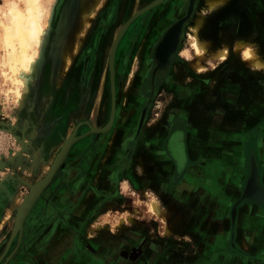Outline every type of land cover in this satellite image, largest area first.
<instances>
[{
	"label": "crops",
	"instance_id": "obj_1",
	"mask_svg": "<svg viewBox=\"0 0 264 264\" xmlns=\"http://www.w3.org/2000/svg\"><path fill=\"white\" fill-rule=\"evenodd\" d=\"M232 2L235 7L229 15L216 14L214 19L200 16L206 23L199 29L206 47L198 56L220 63L230 58L229 68L210 76L211 82L189 77L192 82L177 87L166 80L159 91L173 94L171 104L158 124L149 128L150 136L143 139L139 151L137 140L134 142L126 158L129 165L122 171L127 181L121 184L126 183L128 189L130 182L150 189L161 211L158 217L170 233L151 238L137 222H125L126 231L94 229L100 219L95 218L97 211L112 207L122 194L100 185L113 178L108 170L119 154L114 147L118 138L110 144L112 137L108 142L102 137L99 167L94 169L93 159L89 164L92 169L73 181L69 192L62 190L55 199L50 198L53 216L24 223L21 236L12 242L10 235L0 238L4 243L0 255H8L3 264H127L125 258L132 259V264H264V70L249 66L245 59V52L251 50L264 61V39L255 38L261 27L246 20L254 17L248 10L261 13L264 20V5L262 0L263 8L255 5L256 0H226L210 14ZM219 33L238 37L234 56L227 42L213 48ZM221 51L227 52L224 58L217 57ZM119 107L121 117L127 112L121 102ZM172 130L182 138L184 163L179 168L165 150ZM253 142L255 149L250 145ZM122 145L121 156H126L124 139ZM252 164L258 171L255 186L249 184ZM140 169L144 176L139 179ZM95 177L96 189L89 186L90 180L95 184ZM106 194L109 200L94 205L95 196ZM63 195L65 200L60 203ZM118 224L124 227V221Z\"/></svg>",
	"mask_w": 264,
	"mask_h": 264
},
{
	"label": "rangeland",
	"instance_id": "obj_2",
	"mask_svg": "<svg viewBox=\"0 0 264 264\" xmlns=\"http://www.w3.org/2000/svg\"><path fill=\"white\" fill-rule=\"evenodd\" d=\"M5 1L8 2L9 0H0V5H4L2 3ZM59 1L60 0H52V4L50 5L51 14L47 23L45 40L40 49L41 57L39 58L38 69L34 76L36 77V82L30 94L27 95L28 97H26L24 106L21 107V105L16 102H7L4 95L0 92V165L2 166L0 168V238L5 235L11 236L13 234L15 221L22 211L25 198L29 195L32 187L47 177L55 160L61 153L63 146L69 140H72V142L65 153L61 166L55 171L50 182L33 201L26 213L24 223L27 224L29 220L39 216L43 218L46 216H53L50 214L51 210L49 209L51 199L62 190H64L65 193L69 192L72 182L84 176L87 170L92 169V165L87 163L92 149L95 152V156L93 157L95 160L94 169L99 167L100 157H97V154H100L99 149L102 148V145H94L91 142L92 136L99 138L106 137L104 139L112 137L110 144L114 142L113 139L118 138L114 142L116 143L114 147L119 154L117 157L115 156L113 160V168L108 171L114 176V172L118 170V175L121 178L120 180L122 182L127 181V177L123 176L122 171L129 165L127 162L128 159L126 158L130 155V152H132L135 146L134 141L137 139V151H139L143 139H147L150 136L149 128L158 124L159 119L162 118L163 111L170 106L173 99V94H163L158 88L154 98V105L151 111L145 114V119L139 133V130L136 131L134 122L136 116L138 122V117L140 115L138 113V102H143L144 97H142L137 90V98H133L137 100V104L132 103V105L129 106V108L137 107V113L131 111L125 114L122 112L121 117L119 116L120 102L123 107L126 105V98L122 97L117 101L118 111L115 116L116 128L111 125L105 133L96 134L91 132V128L95 129L96 126L101 124L102 114L100 112L96 114L95 112L93 117H91L89 108L92 105H105V99L103 98L101 101L98 100V97L89 99L90 83L87 81V77H79V79L74 82L72 77H68L69 72H71L69 66L71 67L73 62L76 61V52L79 51L82 45H85L87 40L84 39L85 33L88 27L96 22L98 13L105 5L106 0H76L74 4L72 3L73 0H66L63 6H60ZM203 2L204 0H199L197 9L194 13V15L197 13V18L193 16L194 19H192L186 31L180 55L177 56L170 76L167 78L169 82L174 81L177 87H181L183 82L190 83L192 81H197L198 78H202V80L208 79L211 82L212 79L209 77L214 76L215 73H219L220 66L223 65L222 68L224 69L228 68L227 63L230 59L220 63L211 58L204 60L198 57L200 52L198 53L195 48V50L192 49L193 39L191 38L190 28L193 27L194 24L200 22L199 17L203 16L205 12L206 16L209 18L211 17V19H214L216 14L229 15L230 10L235 7V2L226 5L222 10H219L218 13H214V15L210 14L212 12L211 10L206 11L202 8ZM262 2L264 5V0H262ZM255 5H261L260 0H256ZM233 10L236 11L235 9ZM240 11H242L241 13L243 16L246 15V12L242 9H240ZM247 13L250 17L253 15L254 17L247 18L245 16L248 22L246 23L251 25V22L254 21V26L261 27L260 31L255 33V38L264 39V20L262 14L254 13L251 10H248ZM120 21H122V19ZM143 26H140V29ZM149 26L150 23L147 27L144 26L143 29H141L140 41L143 43L146 42ZM136 27L137 24H135L134 28ZM197 30L199 31V29ZM236 38L238 37L235 33H219L213 48L221 47L227 42L229 43L230 55L234 56L235 54L232 49H234L233 45ZM253 42L256 43V41ZM58 49H61L63 53L67 52L70 56V64L63 75L61 69L62 64H64V59L59 60V65L57 62L56 64L53 63ZM183 50H188L190 52V57L185 58L182 56ZM199 65L201 69L197 70V66ZM56 75L58 76V84L55 81ZM189 77H195V79L192 80ZM99 80L105 81L106 77H99ZM141 81L142 77H138L137 86L142 83ZM1 89L0 79V90ZM46 99L49 100L48 103H46ZM95 109L96 111L100 110L97 107ZM88 122L93 125H89ZM143 128L145 129L144 133ZM123 139L125 141L126 156H121V150L124 147L123 145L119 146ZM108 140L109 139H107L106 142H108ZM106 142L104 145L105 148H107ZM250 145L251 148L255 149L254 142L250 143ZM103 154L104 152L102 155ZM75 160L78 162L73 166ZM248 165H250L249 161ZM143 173L144 171L140 169L138 173L139 179L141 176H144ZM104 174L107 175L106 173ZM111 179H105L104 183H100L106 191H109L108 185L110 189L112 187L114 191L113 178ZM92 184L94 189H96L98 186L96 177L95 184L90 180L89 186L92 187ZM118 187L121 188H118L116 192L118 191V194L119 192L122 193L118 195L121 198L115 201L112 207L110 206L105 210L97 211L96 214L98 215H96L95 218L100 219L96 222L99 223L98 226H94L95 230L98 228V231H101L102 227H106L105 229L110 227L113 230L118 228V230L121 229L122 231L125 229V222H128L129 225H133L137 222V224L142 225L141 228L146 231L149 235L148 237L155 238L159 235L162 236L170 233L166 229L165 221L162 220L161 217L155 215L157 211H152L150 202H153V200L157 202V200L154 195H151L149 188L143 190L141 189L142 186L137 187V185L131 182L129 183L130 189L127 188L126 183ZM108 196V194L104 195V197L95 196L97 200L94 205H97L96 203H98L99 200H109L106 199ZM63 200H65L64 195L61 200L59 199V202L61 203ZM96 209L97 208H95L94 212H96ZM121 220L124 221V227L122 224H118ZM23 229L24 227H22V232ZM126 230L127 229H125V231ZM19 233L20 232L17 231L12 240L19 236ZM155 241L156 240H152V243ZM3 244V242H0V249H2ZM125 260L127 264H132V259L125 258Z\"/></svg>",
	"mask_w": 264,
	"mask_h": 264
},
{
	"label": "flooded vegetation",
	"instance_id": "obj_3",
	"mask_svg": "<svg viewBox=\"0 0 264 264\" xmlns=\"http://www.w3.org/2000/svg\"><path fill=\"white\" fill-rule=\"evenodd\" d=\"M65 1L60 0V6H63ZM75 1L73 0L72 3L74 4ZM154 1L156 0H106L105 5L98 13L96 22L92 26L90 25L85 33L84 39H87L85 45H82L79 51L76 52L77 59L71 67L69 66L71 72H69L68 77H72L74 82L79 77H87V81L90 83L89 99L97 97L99 101L105 99V105H92L89 108L91 117L95 112L96 114L98 112L102 114L101 124L96 126L95 129H101L109 122L111 114L110 77H114L115 114L112 127L116 124L115 116L118 111V99L126 98V105L123 107L125 112L137 113V107L129 108V106L132 103L137 104V100L133 98H137L138 90V93L144 97L143 102H138V113L140 115L138 122L137 116L134 122L136 131L139 130L140 133L145 114L151 111L154 105L158 88L170 76L176 58L180 55L186 31L192 19L196 17L197 13L195 15L194 13L199 0H163L158 6L133 19L119 37L126 22ZM121 19L122 21H120ZM149 23L147 39L143 43L140 41L141 29L144 26L147 27ZM135 24H137L136 28H134ZM140 26L143 27L140 29ZM222 66L219 68V73L225 71ZM99 77H106V80L100 81ZM138 77H142V83L137 86ZM96 107L100 110L96 111ZM88 123L93 125L90 122ZM100 138L92 136L91 142L98 146ZM165 143L168 156L173 159L175 165L179 168L184 163V158L182 138L178 131L172 130ZM90 152L87 162L89 164L92 163L95 156L93 149ZM120 179L118 170H116L113 176L116 195L118 194L116 190L120 188L118 186L122 183ZM2 255L4 258L1 259L0 264H3L8 256L7 253Z\"/></svg>",
	"mask_w": 264,
	"mask_h": 264
},
{
	"label": "bare ground",
	"instance_id": "obj_4",
	"mask_svg": "<svg viewBox=\"0 0 264 264\" xmlns=\"http://www.w3.org/2000/svg\"><path fill=\"white\" fill-rule=\"evenodd\" d=\"M225 2L226 0H204L202 8L213 10L216 6ZM2 4L4 5H0V79L2 87L0 92L7 102H16L23 107L27 95L30 94L36 82L34 76L41 57L40 49L46 36L52 0H9ZM199 21V23L196 22L198 25L194 24L190 28L191 38L193 39L192 46L198 53L201 50L205 51L206 47H204L197 30L205 27L206 22L202 17H199ZM182 55L187 58L190 57L188 51H184ZM226 55V51H221L217 57L224 58ZM61 59H64L61 69L63 75L70 64V56L67 52L63 53L61 49H58L53 63L56 64L57 62L59 65ZM245 59L249 66L264 70V61L251 50L245 52ZM197 69H200V67L197 66ZM57 77L56 75V82ZM46 100V103H48L49 100ZM150 204L152 211L156 210L157 214L161 215V211L156 204L154 202H150Z\"/></svg>",
	"mask_w": 264,
	"mask_h": 264
},
{
	"label": "water",
	"instance_id": "obj_5",
	"mask_svg": "<svg viewBox=\"0 0 264 264\" xmlns=\"http://www.w3.org/2000/svg\"><path fill=\"white\" fill-rule=\"evenodd\" d=\"M163 0H156L155 2H153L152 4H150L149 6L145 7L143 10H141L140 12L136 13L135 15H133L125 24V26L122 29V32L120 33L119 37L122 35V33L125 31L126 27L133 21V19H135L136 17H138L139 15H141L143 12L150 10L151 8L159 5L160 3H162ZM118 41V39H117ZM114 77H110V84H111V114H110V119L108 124L102 128V129H90L91 132H94L96 134H100V133H105L112 125L113 123V119H114V114H115V91H114ZM80 138V137H79ZM72 140H69L65 143V145L63 146L61 153L59 154L58 158L55 160V163L51 169V171L48 173L47 177H45V179H43L42 181L38 182L37 185H35L34 187H32L29 195L25 198V201L22 205V211L19 213L16 221H15V225H14V230H13V234L10 236L9 242L12 241L13 236H15V233L17 231H19V236H21L22 233V227H23V223L25 220V216L26 213L28 211V209L30 208V206L32 205L33 201L37 198V196L39 195V193L45 188V186L50 182V179L53 177V175L55 174V171L61 166L63 158L65 156V153L67 152L68 148L71 145ZM2 166L0 165V168ZM249 184L252 186H255L258 184V171L257 168L254 164H252L251 167V173H250V179H249Z\"/></svg>",
	"mask_w": 264,
	"mask_h": 264
},
{
	"label": "built area",
	"instance_id": "obj_6",
	"mask_svg": "<svg viewBox=\"0 0 264 264\" xmlns=\"http://www.w3.org/2000/svg\"><path fill=\"white\" fill-rule=\"evenodd\" d=\"M155 115H158V114H155Z\"/></svg>",
	"mask_w": 264,
	"mask_h": 264
}]
</instances>
